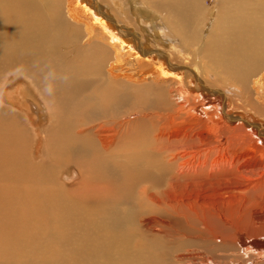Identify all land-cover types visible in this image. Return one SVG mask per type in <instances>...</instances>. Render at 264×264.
Segmentation results:
<instances>
[{"label":"bare ground","instance_id":"bare-ground-1","mask_svg":"<svg viewBox=\"0 0 264 264\" xmlns=\"http://www.w3.org/2000/svg\"><path fill=\"white\" fill-rule=\"evenodd\" d=\"M135 1L0 0V264H264L221 207L241 192L212 212L171 197L195 163L176 176L179 147L160 133L189 79L264 111L263 92L247 97L252 78L263 89L264 0Z\"/></svg>","mask_w":264,"mask_h":264},{"label":"rangeland","instance_id":"rangeland-1","mask_svg":"<svg viewBox=\"0 0 264 264\" xmlns=\"http://www.w3.org/2000/svg\"><path fill=\"white\" fill-rule=\"evenodd\" d=\"M132 1L137 4L135 0ZM83 2L84 0H81V3ZM213 3V0H206L205 6H212ZM104 14L107 15L106 12L102 14L98 13L100 18L103 17L102 19L107 22L108 20L105 18ZM142 21L140 17L141 26ZM204 40H206V38ZM166 45H162L163 48L166 49L168 47V49H170V45ZM204 55L202 56L201 54L197 56V60H201V62L199 61L200 63L198 62L199 64L197 63L201 70L204 69L202 63H206L207 59ZM148 57H151V55H148ZM186 66L188 68H195L190 64H186ZM212 69V71L216 69L214 72H219V70L221 72L220 68L218 70L212 67ZM176 73L177 72H175L174 75H177ZM208 77H210V74L208 76L204 75L203 80H208ZM255 78L257 79L258 76L252 78L253 81H251L250 89H248L250 91V96H247L251 98L249 100L252 101L254 97H257V95H255L256 89L264 93V83L263 89H260L259 85L253 83L256 81ZM179 80L180 79H175L174 77L166 81L175 82L176 85V81ZM188 81L193 85L190 86L187 83L188 89L183 90L182 94L183 96L188 95V103L184 104L182 108H178L177 113L179 115L176 113V116L173 119H169V122L160 130L161 135L179 147V150L174 152V154H180L174 169V174L176 176L183 171L180 170L182 168L181 164L189 160L191 163H195L191 168L192 175H187V169H184L186 177L173 183V185H179V188L177 192L172 193L171 197L179 198L184 202H187V200L191 201L193 206H203L205 209L212 212L214 204H216L218 199L217 196L219 192H241V194L239 193V195L234 197H225L222 206H220L228 212H231V208L235 210V216L231 217L234 221H238L235 219H244L246 221V223L244 222L245 224H247L248 221V226L245 224L242 225L241 234H239L238 231L236 232L242 236L240 244H237V247L241 250L240 252H244L243 255H248L250 253L249 251L252 250H259L264 253V248L257 247L255 246L256 244L253 245L251 242L253 237L250 238L257 228L254 225L255 219L253 214L259 210L257 214L262 213V215H264V136L258 133L256 128L257 125L264 131V111L258 112L252 110L251 107L248 106L249 103H246L245 100L240 101L231 94H227L229 90L233 91V89L228 88L227 85L229 83L230 86L234 85L232 84L234 83L232 80L226 82L227 86H225L227 88L224 87L222 83H219V85H217L218 87L203 83L206 90L203 88V85H201V88H198L195 79H189ZM190 87L192 88L189 89ZM207 89L212 91H208ZM236 89V93L240 95V90L238 91L239 88ZM216 91L223 92V94L226 93V100H224L225 98L222 94L215 95ZM263 99L264 98L260 101L263 103L261 108L264 110ZM231 117H239L241 120L231 122ZM245 120H247L246 122L248 124H246ZM31 125L33 126L32 120ZM103 134L104 133H101L100 135ZM180 144L181 146H179ZM39 148L40 146L38 147L36 155L37 159L41 157ZM186 154L188 156L182 159ZM191 158L193 160H191ZM67 169L68 167H63L61 170L64 171ZM58 182L70 189H77V185H79L77 184V178L65 185L61 180ZM242 212L248 213L244 215L246 216L245 218H240ZM225 218L229 219L228 224L231 225L233 220L228 216H225ZM249 223L250 226L253 225L249 227ZM261 229L264 228L262 227ZM205 230L207 229H204V231ZM248 233L251 234L249 235ZM260 238L264 241V236H260ZM208 245L209 243L206 244V246ZM197 251L204 253L205 249L197 248Z\"/></svg>","mask_w":264,"mask_h":264}]
</instances>
